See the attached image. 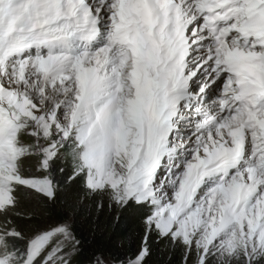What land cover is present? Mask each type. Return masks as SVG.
Returning a JSON list of instances; mask_svg holds the SVG:
<instances>
[{
  "label": "snow or ice",
  "instance_id": "snow-or-ice-1",
  "mask_svg": "<svg viewBox=\"0 0 264 264\" xmlns=\"http://www.w3.org/2000/svg\"><path fill=\"white\" fill-rule=\"evenodd\" d=\"M61 161L74 205L139 213L85 264H264V0H0V264L83 254L73 215L20 223Z\"/></svg>",
  "mask_w": 264,
  "mask_h": 264
},
{
  "label": "trees",
  "instance_id": "trees-1",
  "mask_svg": "<svg viewBox=\"0 0 264 264\" xmlns=\"http://www.w3.org/2000/svg\"><path fill=\"white\" fill-rule=\"evenodd\" d=\"M59 168H64L63 172ZM70 166L61 161L56 170L57 182L60 185L59 198L55 204L43 200L41 197L22 193L21 210L31 212L36 210L37 215L31 221H21V227L39 226L43 221L55 216H74V230L83 243L82 255L75 258L72 264H85L90 253L98 248L121 250L127 247L134 234H138L140 225L139 213L129 209L121 215L119 224L111 220L114 215L105 208L99 213L85 201L83 205L73 204V198L78 191V184L67 183L66 177L70 174ZM154 255L149 264H178V253L167 242L161 241L154 245Z\"/></svg>",
  "mask_w": 264,
  "mask_h": 264
}]
</instances>
